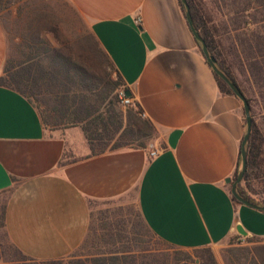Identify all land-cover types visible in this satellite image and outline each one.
<instances>
[{"label":"crops","instance_id":"1","mask_svg":"<svg viewBox=\"0 0 264 264\" xmlns=\"http://www.w3.org/2000/svg\"><path fill=\"white\" fill-rule=\"evenodd\" d=\"M65 1L88 22L162 149L92 154L85 134L79 149L76 127L49 130L29 97L0 84V239L34 261L63 260L85 244L94 204L135 194L146 226L168 247H211L226 264L220 252L233 239L264 246V211L235 202L226 182L241 167L242 101L219 88L179 0ZM23 10L31 28L51 11ZM9 56L0 13V75Z\"/></svg>","mask_w":264,"mask_h":264},{"label":"rangeland","instance_id":"2","mask_svg":"<svg viewBox=\"0 0 264 264\" xmlns=\"http://www.w3.org/2000/svg\"><path fill=\"white\" fill-rule=\"evenodd\" d=\"M37 4L41 6L43 4L44 8L51 11L34 13L49 15L39 21L40 25L34 28L27 27L31 20L28 17L24 19L20 17L24 12L23 8L37 7ZM30 10L28 9L25 14H31ZM0 13L10 31L8 59L17 69L32 67L37 83L21 82L22 90L36 104L49 130L76 127L72 129L73 137L79 149H84L85 137L82 124H59L61 115L58 107L60 109L62 102L70 104L69 102L77 98L83 99L89 110L96 115L110 114L122 120L125 127L127 126L124 131L125 136L121 137L122 142L133 147L141 143H146L150 149L157 147L160 132L156 126L140 115L135 106L123 105L119 96H116L117 89L107 85L104 80H100L98 84H90L77 75L67 76L55 72L52 59L55 48L65 47L67 52L73 51L76 55V52H80L81 46L90 47L92 43L88 22L78 17L65 0H0ZM37 19L36 23H38ZM46 19L52 21L47 22ZM20 34L24 38L27 37L26 41H18ZM86 50L88 51L89 48ZM91 56L93 57V54ZM106 67L111 71L109 66ZM236 73L240 79L248 76L247 71L241 67H237ZM113 76H117L116 72H113ZM253 110L255 118L258 121L263 120L264 113L255 106ZM112 144L110 143V146ZM255 197L264 200V194ZM252 241H248L245 237L231 240L232 246H226L220 252L225 263L235 264L231 261L234 249L244 247L245 243ZM208 249V251L181 250L166 246L146 226L136 196L132 194L117 201L93 205L89 235L83 247L75 255L54 262L34 261L18 252L3 237L0 239V264H76L78 259L86 260L98 254H112L121 250L127 251L130 258L149 260L151 264H203L209 254L218 264L215 252L211 247Z\"/></svg>","mask_w":264,"mask_h":264},{"label":"trees","instance_id":"3","mask_svg":"<svg viewBox=\"0 0 264 264\" xmlns=\"http://www.w3.org/2000/svg\"><path fill=\"white\" fill-rule=\"evenodd\" d=\"M187 1L195 26L203 37L209 53L215 57L217 67L239 87L250 105L252 124L246 143L247 164L242 180L237 184V192L255 204L264 205V200L255 197L264 194V114H262L263 120L258 121L253 110L255 106L264 113V0ZM179 2L186 12L182 0ZM90 36L92 39L90 47L81 46L80 52H76V55L73 51L67 52L65 47L54 49L52 59L55 72L67 76L77 75L90 84H98L100 80H104L107 85L117 89L116 96L121 86L129 92L122 76L116 71L112 61L91 32ZM200 46L202 48L201 43ZM86 48L89 50L87 51ZM10 61L8 59L0 75V84L8 85L26 95L22 90L21 82L37 83L32 67H24L20 70ZM106 66H109L111 71ZM237 67L244 68L248 76L240 79L236 73ZM113 72H116V77L113 76ZM214 75L223 93L234 94L222 78L215 72ZM69 103L62 102L60 109L58 107L61 115L59 124H82L92 154L123 147H148L146 143L133 147L122 142L121 137L125 136L124 131L127 126L125 127L122 120L117 117L110 114L108 116L94 114L83 99L74 98ZM135 107L141 115L140 106ZM110 143H113L112 146ZM231 196L235 202L241 203L232 194ZM205 249L209 250L208 247L195 250ZM231 261L235 264H264V246L235 248ZM76 264L138 263L137 259L130 258L127 251L121 250L112 254H98L86 260L78 259ZM203 264H216V262L209 254Z\"/></svg>","mask_w":264,"mask_h":264},{"label":"water","instance_id":"4","mask_svg":"<svg viewBox=\"0 0 264 264\" xmlns=\"http://www.w3.org/2000/svg\"><path fill=\"white\" fill-rule=\"evenodd\" d=\"M182 2L186 7L187 19H188V22L192 28V31H193L195 37L198 39V41L202 44L203 54H204L207 62L211 66L212 70L230 86V88L232 89L234 94L242 101V105H243V109H244L245 134H244L243 139L241 141V147H240L241 169L238 171L237 176L234 180H232L231 178H227L226 182L231 183V188H230L231 194L238 201H240L242 204L247 205L249 207H252L254 209L264 211V205L255 204V203L243 198L237 192V184L242 180L244 171L246 169V164H247V161H246V143H247V140L249 138V134H250V130H251V124H252L250 105H249L247 99L245 98L244 94L239 89V87L234 82L229 80V78L217 67L215 57L209 53V51L207 49V45H206L205 41L203 40V37L201 36L199 30L195 26L194 19H193V16L191 14V10H190V6L188 4V1L182 0ZM128 94L130 95V92H128ZM237 230L239 233H245V231L242 229V227L240 225L237 227Z\"/></svg>","mask_w":264,"mask_h":264},{"label":"built area","instance_id":"5","mask_svg":"<svg viewBox=\"0 0 264 264\" xmlns=\"http://www.w3.org/2000/svg\"><path fill=\"white\" fill-rule=\"evenodd\" d=\"M118 96H119L121 102L123 103V105H125V106H136L137 105L136 101L132 98L131 94L130 95L128 94V91L126 90L125 87H122L119 89ZM141 115L143 117H145V113L143 111L141 112ZM161 149L162 148L156 147V146L152 147L150 149L151 150L150 155L152 157L158 155L160 153Z\"/></svg>","mask_w":264,"mask_h":264}]
</instances>
